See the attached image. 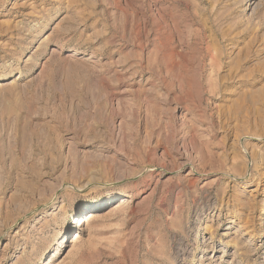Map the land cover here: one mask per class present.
<instances>
[{
	"label": "rangeland",
	"instance_id": "374dc122",
	"mask_svg": "<svg viewBox=\"0 0 264 264\" xmlns=\"http://www.w3.org/2000/svg\"><path fill=\"white\" fill-rule=\"evenodd\" d=\"M0 264H264V0H0Z\"/></svg>",
	"mask_w": 264,
	"mask_h": 264
},
{
	"label": "bare ground",
	"instance_id": "6f19581e",
	"mask_svg": "<svg viewBox=\"0 0 264 264\" xmlns=\"http://www.w3.org/2000/svg\"><path fill=\"white\" fill-rule=\"evenodd\" d=\"M252 160V159H251ZM253 162V161H252ZM193 169H194V167H192ZM94 203H91V205H93ZM89 216V214L88 215H86L85 217H83L82 218V220H80L81 221V224H80V226H82V225H84V224H89L90 222H91V220H92V216L89 218V219H87V217ZM77 236H76V238L73 240V243H76V242H78L79 241V235L78 234H76Z\"/></svg>",
	"mask_w": 264,
	"mask_h": 264
}]
</instances>
